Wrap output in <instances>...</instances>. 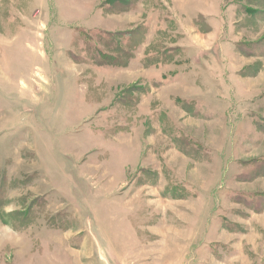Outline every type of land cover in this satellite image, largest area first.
I'll use <instances>...</instances> for the list:
<instances>
[{
    "label": "rangeland",
    "instance_id": "374dc122",
    "mask_svg": "<svg viewBox=\"0 0 264 264\" xmlns=\"http://www.w3.org/2000/svg\"><path fill=\"white\" fill-rule=\"evenodd\" d=\"M52 1L0 0V264H264V0L186 51L182 0Z\"/></svg>",
    "mask_w": 264,
    "mask_h": 264
},
{
    "label": "crops",
    "instance_id": "0c3cea01",
    "mask_svg": "<svg viewBox=\"0 0 264 264\" xmlns=\"http://www.w3.org/2000/svg\"><path fill=\"white\" fill-rule=\"evenodd\" d=\"M53 1H52V6H50L49 3H46V5L49 8L52 7V10L55 11L54 13H57L58 11H60L59 9H60L61 3L58 4L57 1H55V0H53ZM97 1L96 0H92V1L88 0L87 2L84 3V5L83 4L82 5H83V7H88L90 5L92 6ZM182 2L184 4V6H183L184 8L176 6V5L172 4L170 1H168L167 2V5H168L167 11L169 12V18L172 20L170 22V25H167V22H165L166 20L161 21V23L163 22L162 23V28H164L163 31L167 30L169 32V34H174L172 36L177 37V40H178L177 43L174 42L171 44H173L176 47H177V45H180L178 47L184 48L186 51V49L190 48L189 45H192V42H193V38H194L193 33H194V28H195V24H194L195 17L202 16V17H205L206 20H208L210 22V11L206 10L203 7H201V8L199 7V8H197L198 9L197 12L195 13L193 0H190V1L182 0ZM208 2H209V0H208ZM92 12L93 11L88 10V11H86L85 15L90 14V13L92 14ZM89 20H90V17L87 16V18L84 19L83 21L89 22ZM67 21H69L70 25H75L80 20H79V17L78 18L76 17L75 19H70ZM102 27L103 26H100V28H102ZM87 28H89V27H87ZM189 63H191V65H192L193 62H189ZM185 65L189 66L188 62L187 63L185 62Z\"/></svg>",
    "mask_w": 264,
    "mask_h": 264
},
{
    "label": "trees",
    "instance_id": "16d2710c",
    "mask_svg": "<svg viewBox=\"0 0 264 264\" xmlns=\"http://www.w3.org/2000/svg\"><path fill=\"white\" fill-rule=\"evenodd\" d=\"M123 5H124V4H123ZM123 5H122V6H123ZM119 9L122 10V8H119ZM111 49H113V51H119V50H118L119 48L116 46V44L113 45V46L111 47ZM119 52H121V51H119ZM182 139H183V140H186L187 137H186V138L183 137V138H181V140H182ZM181 140H180V141H181ZM184 142H185V145H184V146H186L188 143H191L190 141H188V139H187L186 141H184Z\"/></svg>",
    "mask_w": 264,
    "mask_h": 264
}]
</instances>
